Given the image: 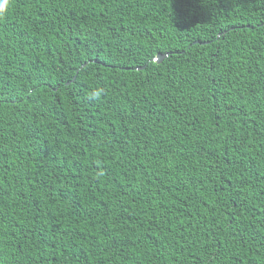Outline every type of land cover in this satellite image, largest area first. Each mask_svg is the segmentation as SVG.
<instances>
[{
    "label": "trees",
    "instance_id": "1",
    "mask_svg": "<svg viewBox=\"0 0 264 264\" xmlns=\"http://www.w3.org/2000/svg\"><path fill=\"white\" fill-rule=\"evenodd\" d=\"M199 8L7 0L0 264H264V0Z\"/></svg>",
    "mask_w": 264,
    "mask_h": 264
},
{
    "label": "snow or ice",
    "instance_id": "2",
    "mask_svg": "<svg viewBox=\"0 0 264 264\" xmlns=\"http://www.w3.org/2000/svg\"><path fill=\"white\" fill-rule=\"evenodd\" d=\"M186 2L189 5V10L192 15L198 14L201 11V9L199 8V4L201 0H186ZM185 17H188V11H185L184 13H182V18H185Z\"/></svg>",
    "mask_w": 264,
    "mask_h": 264
},
{
    "label": "clouds",
    "instance_id": "3",
    "mask_svg": "<svg viewBox=\"0 0 264 264\" xmlns=\"http://www.w3.org/2000/svg\"><path fill=\"white\" fill-rule=\"evenodd\" d=\"M6 6H7V0H0V15H3ZM101 93H102V89L95 90L92 93V97L99 98L101 96Z\"/></svg>",
    "mask_w": 264,
    "mask_h": 264
},
{
    "label": "water",
    "instance_id": "4",
    "mask_svg": "<svg viewBox=\"0 0 264 264\" xmlns=\"http://www.w3.org/2000/svg\"><path fill=\"white\" fill-rule=\"evenodd\" d=\"M168 56V54L167 53H165V54H158L154 59L156 60V61H158V62H161L164 58H166ZM86 64V63H85ZM84 64V65H85ZM84 65H82V67L84 66ZM138 69L139 68H142V67H137ZM69 83V82H68Z\"/></svg>",
    "mask_w": 264,
    "mask_h": 264
}]
</instances>
